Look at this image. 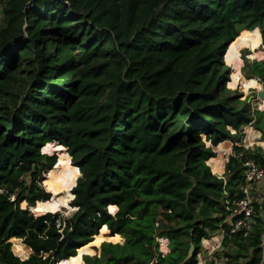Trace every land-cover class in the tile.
I'll return each instance as SVG.
<instances>
[{
    "label": "trees",
    "instance_id": "1",
    "mask_svg": "<svg viewBox=\"0 0 264 264\" xmlns=\"http://www.w3.org/2000/svg\"><path fill=\"white\" fill-rule=\"evenodd\" d=\"M1 4L0 264H196L218 232V254L262 264L264 217L230 228L243 162L264 168V149L233 145L224 176L209 159L248 124L264 134V109L230 90L223 61L244 30L264 44V0ZM248 70L264 82V61ZM52 142L80 169L56 212L72 193L53 197L69 166Z\"/></svg>",
    "mask_w": 264,
    "mask_h": 264
},
{
    "label": "rangeland",
    "instance_id": "2",
    "mask_svg": "<svg viewBox=\"0 0 264 264\" xmlns=\"http://www.w3.org/2000/svg\"><path fill=\"white\" fill-rule=\"evenodd\" d=\"M3 0H0V23L2 20V8L3 5L1 4ZM245 34L247 35H251L252 37L246 36L244 39L248 40V42L246 44H242L240 45L238 42L234 43L231 47H230V54L228 55V48L226 49L227 51L224 53L223 56V61L224 63L227 65V67H229L230 71V80L228 81V87L230 88V90L232 92H238L241 95V98L243 100L248 99V101H252V106L253 107H257L258 104H260L261 102V98L259 97V91H261V89L264 87V85L258 89L261 85L260 84H256L255 85V80L257 79V77L252 76L250 74V70H248V65L254 61V60H258V61H264V44L261 40V33L258 29L256 30H244L243 31ZM257 95L259 97V99H257ZM252 98V99H251ZM253 126V125H251ZM250 125L248 124V129L250 131ZM253 128H255L253 126ZM256 129V128H255ZM243 135L240 136V138H242ZM264 139V134L263 136H261V139ZM233 139V138H232ZM262 139V143L260 144L264 147V140ZM255 140L252 131L249 132L248 135V141L249 142H253ZM258 146L255 145L254 148ZM261 147V148H263ZM46 150H48L49 152L53 153L55 152L57 154V156H59V163L61 164H66L69 166V169L64 173V177L60 180V182L58 183L57 187L54 189V191H56V194H53L54 196H63L65 194H70V189L76 184L78 178L80 177V172L79 169L75 166H73L74 164L70 163V156L68 154V150L66 148V146H62V145H58L55 142L52 143H48L45 147ZM264 149V148H263ZM58 165V164H57ZM56 165V166H57ZM56 169V168H55ZM264 183V180L262 182H260V190L259 192L262 193L263 195V200H262V208H259V212L261 213V215L264 217V186H262L261 184ZM73 199L72 196L69 197V202L68 204H65L59 208H61L60 210H62L63 208H67L70 209V201ZM47 206V205H46ZM58 208V209H59ZM34 211L36 212H41V210H38L37 207L33 208ZM48 209H52L51 207L48 206ZM53 210V211H60V210ZM109 209L114 212L116 210V206L114 205L112 208ZM220 233V232H218ZM215 236V235H212ZM209 236L208 238L212 237ZM17 240L19 242H21V244H24V242H22L21 239L19 238H13V250L14 252L20 256L21 258H25L26 256L29 255V249L28 247L25 246L26 248V252L25 253H21L19 251H16L15 248V244L17 242ZM118 241H123L122 239H118ZM24 246V245H23ZM204 246V245H203ZM219 247V246H218ZM217 250H220V247L217 248ZM217 250L213 252V257H207L205 253H202V257L206 258V260H208L207 264H241L240 262L238 263L237 260H234L233 257L227 258L224 254H218ZM205 251L208 252V250L205 248ZM25 255V256H24ZM264 261V260H263ZM262 264H264V262H262Z\"/></svg>",
    "mask_w": 264,
    "mask_h": 264
},
{
    "label": "built area",
    "instance_id": "3",
    "mask_svg": "<svg viewBox=\"0 0 264 264\" xmlns=\"http://www.w3.org/2000/svg\"><path fill=\"white\" fill-rule=\"evenodd\" d=\"M256 80L261 85V87L264 85V82L261 81L260 78L257 77ZM257 98H259L258 95ZM249 125L251 126L252 124ZM247 127L245 130H247ZM246 132L247 131H245V134ZM233 145L243 146L246 149H253V144L250 143L248 139H245L244 136L241 141H235ZM229 152L232 153V149ZM243 165L245 167V178L243 184L240 187L241 192H243V197L236 201L232 210L234 215L238 216V218L233 223H231L230 233H234L239 230H244V232L247 233L252 227L255 217L259 215L261 216L257 206L261 205L263 195L261 192H259L258 186L264 179V168L253 158H247V160L243 162ZM225 235V233L220 232V234L218 233L210 238H204L203 250L198 252L196 264H207L208 260L202 257V253H205L207 257H213V252L216 251L217 248H221ZM157 240L158 250L161 252V255L165 256L170 251V238L167 236H159ZM205 248L208 250V252L205 251ZM155 261H157V257L149 264H153Z\"/></svg>",
    "mask_w": 264,
    "mask_h": 264
},
{
    "label": "crops",
    "instance_id": "4",
    "mask_svg": "<svg viewBox=\"0 0 264 264\" xmlns=\"http://www.w3.org/2000/svg\"><path fill=\"white\" fill-rule=\"evenodd\" d=\"M260 88H261V86L258 89H260ZM257 99H259V98H257ZM257 108L262 109V110L264 109V100L263 99L261 100L260 104L257 105ZM246 127H247V125H246ZM245 128H244V130H245ZM249 128L254 131L253 136H254L255 140L253 142H250V143L253 144L252 148H254L255 145L260 146V144L262 143V139H263V138L261 139V136H263V132L253 128V126H250ZM232 131L234 133H236V131L234 129H232ZM245 131H247L246 134H245ZM245 131H244L243 136H244L245 139H248V135H249V132H250L248 127H247V130H245ZM243 136H242V138H243ZM241 139L239 138L237 140V139L228 138V139H226L225 141L221 142L220 144H218L216 146L215 152H217V155L213 156V157H211L209 159V164H210V166L212 168V171L214 173H216L218 176H224V174H225V166H226L228 157H229V155L231 153L229 151L232 149L234 142L235 141H241ZM261 147H263V146L261 145ZM261 185L264 186V183L261 184ZM258 189L260 190V185L258 186ZM219 239H221V238H219Z\"/></svg>",
    "mask_w": 264,
    "mask_h": 264
},
{
    "label": "water",
    "instance_id": "5",
    "mask_svg": "<svg viewBox=\"0 0 264 264\" xmlns=\"http://www.w3.org/2000/svg\"><path fill=\"white\" fill-rule=\"evenodd\" d=\"M259 97L261 98V99H263L264 100V87L261 89V91H259ZM59 145V144H58ZM216 148V147H215ZM59 163V159H58V162H57V164ZM79 172H80V169H79ZM77 183V182H76ZM76 185V184H75ZM74 185V186H75ZM73 186V187H74ZM72 187V188H73ZM72 188L70 189V191H71V193H72ZM52 192V191H51ZM53 193V192H52ZM54 194V193H53ZM72 196H73V198L75 197L74 196V194L72 193ZM61 208H59L58 210H60ZM48 210H50V211H52V212H55V211H53V210H51V209H48ZM95 246V244H93L92 245V247H94ZM194 250H195V245L194 244H192L191 246H190V249H189V251H188V256H187V259L189 258V257H191V256H193L194 255ZM87 252V251H86ZM26 257H28V256H26ZM25 257V258H26ZM25 258H23V259H25Z\"/></svg>",
    "mask_w": 264,
    "mask_h": 264
},
{
    "label": "bare ground",
    "instance_id": "6",
    "mask_svg": "<svg viewBox=\"0 0 264 264\" xmlns=\"http://www.w3.org/2000/svg\"><path fill=\"white\" fill-rule=\"evenodd\" d=\"M256 84H258L257 80H255V85H256ZM70 158H71V156H70ZM68 200H69V198L64 202V205H65V204H68V202H69Z\"/></svg>",
    "mask_w": 264,
    "mask_h": 264
}]
</instances>
